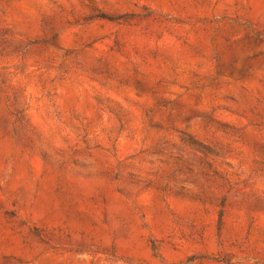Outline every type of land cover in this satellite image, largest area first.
<instances>
[{"label": "rangeland", "instance_id": "374dc122", "mask_svg": "<svg viewBox=\"0 0 264 264\" xmlns=\"http://www.w3.org/2000/svg\"><path fill=\"white\" fill-rule=\"evenodd\" d=\"M0 264H264V0H0Z\"/></svg>", "mask_w": 264, "mask_h": 264}]
</instances>
